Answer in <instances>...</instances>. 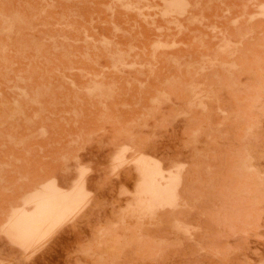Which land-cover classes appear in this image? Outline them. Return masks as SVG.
<instances>
[{
    "label": "rangeland",
    "instance_id": "1",
    "mask_svg": "<svg viewBox=\"0 0 264 264\" xmlns=\"http://www.w3.org/2000/svg\"><path fill=\"white\" fill-rule=\"evenodd\" d=\"M0 264H264V0H0Z\"/></svg>",
    "mask_w": 264,
    "mask_h": 264
},
{
    "label": "bare ground",
    "instance_id": "2",
    "mask_svg": "<svg viewBox=\"0 0 264 264\" xmlns=\"http://www.w3.org/2000/svg\"><path fill=\"white\" fill-rule=\"evenodd\" d=\"M158 178L155 179L154 173H152L151 178L146 181L144 188L141 187L143 188L142 192L148 193L157 198H163L166 203H169L171 192H169L168 189L162 190L160 188L159 192H156V190H158L157 188H159L158 186H160ZM170 185L171 183L168 184V187H171ZM141 186L143 185L141 184ZM71 193L61 192L60 189H57L53 185L47 186L43 193L30 199V203L33 205L32 211H25V213L23 211L21 215H17L14 219L11 225L13 236L17 240L29 239L39 233L46 224L53 223L64 215L72 212L75 209L77 202L80 200L78 199V195H72ZM164 197L167 199H164ZM44 230L46 229L44 228Z\"/></svg>",
    "mask_w": 264,
    "mask_h": 264
}]
</instances>
